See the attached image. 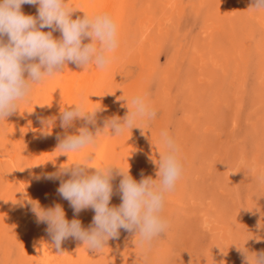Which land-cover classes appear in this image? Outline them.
Masks as SVG:
<instances>
[{
    "label": "rangeland",
    "instance_id": "374dc122",
    "mask_svg": "<svg viewBox=\"0 0 264 264\" xmlns=\"http://www.w3.org/2000/svg\"><path fill=\"white\" fill-rule=\"evenodd\" d=\"M66 2L77 9L73 19L107 12L118 24L119 46L91 92L96 97L90 111L99 110L90 130L122 119L136 95H144L157 113L151 121H137L144 130L113 135L109 129L82 149L79 162L113 167L110 206L122 203L118 168L129 169L137 182L158 179L153 160L165 151L162 131L176 142L182 164L161 213L169 222L166 233L142 247L134 232L120 229L99 254L81 242L79 255L88 256L81 264H244L238 247L250 256L264 252V10L252 9V0ZM37 9L21 6L26 15L37 16ZM53 38L61 33L53 31ZM64 71L35 84L19 109L0 120V156L8 155L0 158V264H38L43 224L28 201L45 209L51 204L31 153L36 126L50 111ZM23 185L30 188L29 200ZM69 211L83 228L92 225L91 208Z\"/></svg>",
    "mask_w": 264,
    "mask_h": 264
},
{
    "label": "clouds",
    "instance_id": "9594fccd",
    "mask_svg": "<svg viewBox=\"0 0 264 264\" xmlns=\"http://www.w3.org/2000/svg\"><path fill=\"white\" fill-rule=\"evenodd\" d=\"M25 4L38 5L37 16L24 14L21 6ZM251 8L264 10V0H252ZM76 10L69 7L66 0H0V120L19 109L35 84L63 72L67 63L84 69L90 64L101 69L110 64V53L119 46L117 22L107 12L91 16L84 12L82 17L73 19ZM44 28L51 31L45 32ZM56 30L61 33L60 39L53 38ZM86 39L90 42L84 43ZM127 103L131 106L122 119H108L102 129L95 131L87 125L95 126L99 109L88 111L83 104H73L74 107L62 110L61 128H70L77 119L85 121V126L77 134L58 136L57 149L67 155L80 151L94 144L103 131L110 129L113 135H120L126 129L139 127L138 120L148 122L157 115L144 95H136ZM40 123L48 129L53 120L41 118ZM160 136L165 151L159 153L158 162L153 160L158 166V179L147 177L137 182L129 169L118 168L117 175L122 177L119 182L122 203L118 207L110 206L114 179L112 166L94 167L87 162H74L62 165L56 173L36 177L59 179L57 192L69 201L75 214L88 208L95 213L92 225L85 229L78 219L69 222L59 204L45 209L38 201L29 200L37 223L48 225L47 231L56 249H60L63 240L73 237L82 241L88 250L99 254L110 239L119 237L120 229L134 232L142 247L166 233L169 222L161 213L166 194L174 190L182 175V164L174 139L166 130ZM93 158L94 155L89 154L86 159ZM64 176L70 178L65 180ZM238 251H241L244 264H264V252L250 256L245 249L238 247Z\"/></svg>",
    "mask_w": 264,
    "mask_h": 264
},
{
    "label": "bare ground",
    "instance_id": "6f19581e",
    "mask_svg": "<svg viewBox=\"0 0 264 264\" xmlns=\"http://www.w3.org/2000/svg\"><path fill=\"white\" fill-rule=\"evenodd\" d=\"M173 1H175V0H173ZM149 24H150V22H149ZM149 27H147V28L149 29ZM148 34H150V33H148ZM88 42H90V41L87 39L84 41V43H88ZM65 69H64L65 71L62 75V78H60L54 92L50 96V101H49V102H51L50 103L51 104L50 105V111L49 112L47 111L48 114L41 117V118L46 119V120L47 119L53 120V124H52L51 128L46 129V127L44 125H41L40 122H38V124L40 123L39 126H36L37 132L34 136V138H35V140H34V151H33V153H31V162L35 167H39V165L41 166V167H39V170L41 171V177H43L46 174L58 172L62 165H70L74 162H79V159L82 156V150L76 151V152H71L68 155L62 154L61 150L57 149L59 141H58V139L54 140L53 135L56 133V135H55L56 138L58 136L63 138V136L65 134H68V135L77 134L78 124L79 123H85V121H83L81 119H77L73 122V125L70 128L63 129L60 127V119H59L61 111L64 109H67L69 107H74L73 104H83L84 107L86 108V110L90 111L91 108L93 107L92 104H93L94 99L96 97V96H94V98H93L91 92L96 87H98L99 83L102 81L100 78L101 72H99V70L101 68L96 67L95 64H90L87 68L84 69L82 67L77 66L74 63H67V66ZM263 76H264V74H263ZM96 83L98 84V86L95 87ZM99 90H100V88H99ZM99 90H95V91H99ZM81 91H82V93L80 94ZM47 105H49V104H47ZM43 115H44V113H43ZM48 134H49V136H48ZM46 137H47V142H46V144L43 145V142L46 139ZM5 155L6 154H2V156H0V158L7 159L8 155L7 156H5ZM9 155H11V154H9ZM256 158H258V157H256ZM11 159H9V160L15 164V158L14 159L11 158ZM69 178H70L69 176L63 177V179H65V180H67ZM42 181H43L42 182L43 188H44L45 193H46L45 196L47 197L48 202L51 204V206L49 208L54 207L55 205L59 204L65 212V218L69 222H71V220H73V218L71 216V212L69 211L70 210L69 201L63 199L59 195V193L57 192V189L60 186V180L59 179H56V180L42 179ZM23 188H24L23 192H25V195L29 200L31 197L30 196V188H28L27 186H24V185H23ZM42 224H43V228L40 232L41 236L39 237L40 238L39 243L37 244L36 250H35V253H36L35 257L38 261V264H73L72 262L74 260L72 257H75L77 260V263L81 264V260L87 259L86 258V257H88L87 255L84 256L83 258L80 257L81 255H79L80 249H81L80 245H81L82 241H79L73 237H68L62 241L61 247L58 250L53 246L52 238L47 231L48 225L46 223H42ZM77 256H78V258H77Z\"/></svg>",
    "mask_w": 264,
    "mask_h": 264
}]
</instances>
